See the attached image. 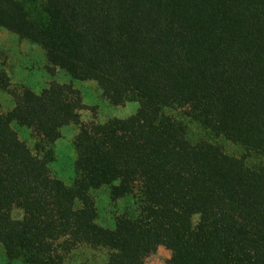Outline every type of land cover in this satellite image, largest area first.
I'll return each mask as SVG.
<instances>
[{"label": "trees", "instance_id": "16d2710c", "mask_svg": "<svg viewBox=\"0 0 264 264\" xmlns=\"http://www.w3.org/2000/svg\"><path fill=\"white\" fill-rule=\"evenodd\" d=\"M0 26L112 104H139L87 123L81 91L52 82L0 106V264H67L82 246L108 264H147L161 246L169 264H264V166L246 163L264 156V0H0ZM186 119L246 155L193 143ZM72 124L67 184L51 164Z\"/></svg>", "mask_w": 264, "mask_h": 264}, {"label": "rangeland", "instance_id": "374dc122", "mask_svg": "<svg viewBox=\"0 0 264 264\" xmlns=\"http://www.w3.org/2000/svg\"><path fill=\"white\" fill-rule=\"evenodd\" d=\"M52 82L73 84L81 91L85 109L81 111L82 121L104 123L112 118L125 119L135 114L139 104L128 101L123 105L112 104L103 94L95 81H75L69 74L60 68H53L46 57L45 51L35 44L21 39L19 36L0 26V106L4 113L14 107L13 92H21L25 88L40 93ZM8 90H3L2 86ZM178 116V112H174ZM189 138L193 143L207 139L221 146L230 156L242 158L246 155L245 148L238 143L218 137L204 129L201 125L187 120ZM22 140L28 143L37 153L36 139L31 130L26 127H17ZM79 133V126L69 125L63 129L62 138L55 144L56 160L51 164L54 177L60 178L67 184H72L75 177L76 151L74 141ZM250 167L264 166V156L252 154L246 158ZM104 205L107 202V192L101 193ZM15 218H22L23 212L15 210ZM110 216V215H109ZM108 216V218H109ZM4 254L0 248V258ZM172 251L161 246L158 252L147 259V264H169ZM109 251L105 248L82 246L75 250L67 260V264H108Z\"/></svg>", "mask_w": 264, "mask_h": 264}]
</instances>
